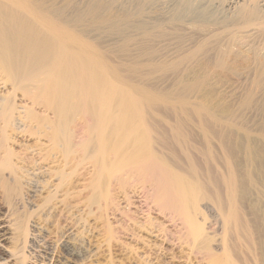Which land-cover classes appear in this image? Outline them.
I'll list each match as a JSON object with an SVG mask.
<instances>
[{
	"label": "bare ground",
	"instance_id": "obj_1",
	"mask_svg": "<svg viewBox=\"0 0 264 264\" xmlns=\"http://www.w3.org/2000/svg\"><path fill=\"white\" fill-rule=\"evenodd\" d=\"M95 32L122 37L118 50L132 69L146 76L184 66L191 76V80L186 78L187 86H204L205 98L213 78L233 75L228 97L254 115L248 129L254 134L253 146L259 148L256 137L264 135V0H0V81L7 85L6 94L0 97V189L5 196L21 192L23 168L36 163L32 161L35 156L25 160L8 146L13 140L10 133L35 136L37 141L45 137L49 147L45 151L37 147V155L41 163L55 155L59 165L49 172L56 183L38 210H47L56 202L69 206L79 165L88 160L98 169L88 183V207L107 200L112 177L120 185L123 182L124 188L121 172L147 176L157 182L154 200L177 213L192 241L206 248L209 240L202 238L204 229L197 221L199 202L214 198L226 210L223 193L236 187L237 171L236 181L232 172H218L208 140L196 156L190 144L195 137L181 119L167 129L150 114L138 112L140 103L133 96L131 108H125L123 64L112 62L107 49H96L90 41ZM256 36L261 37V45L246 44L247 51L240 53L237 44L243 39L255 42ZM18 96L27 101L15 117ZM236 111L229 104L216 110L205 104L199 112L204 137L218 135L230 158L240 149L231 135L242 131L241 122L245 123L241 117L240 122L235 120L241 114L240 109L239 114ZM78 117L86 124V135L79 141ZM23 148L29 146L23 144ZM60 191H64L62 199H58ZM232 201L227 204L232 206ZM231 206L232 216H227H234L236 224L239 221ZM232 225L228 234L234 231ZM225 248L216 264L234 263L228 258L233 251Z\"/></svg>",
	"mask_w": 264,
	"mask_h": 264
},
{
	"label": "rangeland",
	"instance_id": "obj_2",
	"mask_svg": "<svg viewBox=\"0 0 264 264\" xmlns=\"http://www.w3.org/2000/svg\"><path fill=\"white\" fill-rule=\"evenodd\" d=\"M256 37L255 42L254 39H251L252 42L249 39L248 42L247 39L241 40L237 44V47L241 48L240 53L247 51L246 44L249 46L255 44L254 46L259 47L261 37ZM122 40V37L104 36L98 32L93 33L90 39L96 49H107L112 62L123 64V94L126 95L124 102L127 103L123 102V106L131 108L130 98L133 96L140 103L138 112L150 114L165 128L171 129L175 127L173 125L183 121L185 128L191 130L195 137L190 141L194 154H199L204 140H208L210 141L208 147L213 158L215 156L214 164L218 172L225 175L227 172L234 174V171H237L238 185L236 182L234 190L223 193L226 210L219 207V202L214 198H211L213 200L205 198L199 202L200 214L197 216V221L203 226L202 238L206 236L205 238L209 240L208 245L204 248L203 243H194L181 217L171 209L167 207L165 209L162 205L161 207L159 202L154 200L157 189L154 185L157 182L154 183L155 181L148 179L147 176L145 178L142 175V178L140 174L121 172L120 179L122 182L124 178V188L123 182L120 185L117 183V178L112 177L107 188L106 203L101 200L99 206L93 204L88 207L86 204L90 195L88 183L92 181L98 170H95L97 167L94 162L88 160L79 165L76 187L71 194L73 197L67 196L70 197L71 206L65 207L62 203L56 202L47 210H38L42 198L54 189L56 180L55 177H50L49 172L59 163L52 154L47 161L41 163L37 152L40 147L44 148L43 151L47 146L49 147L45 137L37 141L35 136L28 137L27 134L14 131L10 133L13 140H9L8 146L15 150L18 157L25 160L27 158L31 160L29 157L35 156L32 161L36 160V163L34 167L31 164L24 166L26 169L23 170L27 172L23 173L21 180L23 188L19 194L15 191L10 197H6L4 190L0 189V264H212L215 259H218L217 261L220 259L221 262L224 257L222 254L224 252L221 251L225 246V249L230 248L233 251H230L232 257L228 255L229 259H233H230L234 261L233 264L235 262L264 264V135L255 136L260 139L259 148H255L253 131L251 128L248 129L250 125L252 126L254 115L249 109L240 108L238 100L234 101L228 97L235 77L230 73H224L221 77L213 78L208 86L210 98H205L204 86L197 85L194 89L187 86L186 83L191 80V76L190 73L187 74L188 71L184 66L151 77L143 74L140 69H132L123 51L117 48ZM2 85L0 81V97L6 94L7 85L5 87ZM17 98L15 117L18 113L21 114L22 106H26L25 101H27L19 96ZM205 104L213 110L229 104L238 114L240 109L242 115L236 114L238 118L234 117V119L240 122L239 117H241L245 123L242 121V131L238 130L230 138L240 143L235 158H230L228 152L221 147L218 135L206 139L202 134L204 120L199 112L201 106ZM78 118L80 121H76V132L79 141L86 135V124L83 117ZM244 124L247 125L246 130ZM23 144L29 146L28 150L23 148ZM197 154L196 156H199ZM44 182H47L45 187H43ZM225 184H228L227 181ZM60 192L58 199L64 196V191ZM226 198L234 202L233 207L230 206L239 221L236 222L239 223L238 226L235 224L236 218L233 220L234 216L229 217L232 216V211L229 210L230 202L227 204ZM50 213L52 216L49 218ZM19 219L24 220L18 223ZM23 224H26L25 228ZM232 224L234 231L231 230L232 233L228 234L227 228L233 227ZM235 227L240 233L235 231ZM220 255L223 257L221 258ZM213 264H216V261Z\"/></svg>",
	"mask_w": 264,
	"mask_h": 264
}]
</instances>
